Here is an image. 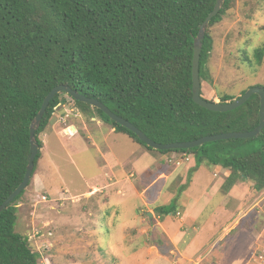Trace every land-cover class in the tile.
<instances>
[{
	"label": "trees",
	"instance_id": "16d2710c",
	"mask_svg": "<svg viewBox=\"0 0 264 264\" xmlns=\"http://www.w3.org/2000/svg\"><path fill=\"white\" fill-rule=\"evenodd\" d=\"M215 0H0V204L23 178L29 150V124L45 95L64 84L106 105L158 143L192 141L207 135L250 131L258 124L259 97L251 95L227 112L207 110L192 101L193 40ZM224 0L205 30L199 60L200 95L210 81L206 63L212 51L211 27L233 6ZM264 42L249 65L260 66ZM260 86V85H259ZM245 90L240 92V95ZM56 93L35 131L40 138L63 104L80 112L95 109L114 131L150 151L192 156L195 166H220L227 172L222 191L249 180L264 189V127L254 137L205 142L187 149L156 150L108 118L100 109ZM220 102L233 100L227 93ZM238 97V96H237ZM213 101V98L207 99ZM26 189V188H25ZM21 191L0 212V264H38L27 236L14 230ZM155 208L174 214L176 199Z\"/></svg>",
	"mask_w": 264,
	"mask_h": 264
},
{
	"label": "rangeland",
	"instance_id": "374dc122",
	"mask_svg": "<svg viewBox=\"0 0 264 264\" xmlns=\"http://www.w3.org/2000/svg\"><path fill=\"white\" fill-rule=\"evenodd\" d=\"M210 31L213 43L206 63L210 81L204 86L203 96L219 101L216 97L218 94L227 93L236 98L250 86L264 87V56L258 67H251L245 59L253 60L254 49L264 42V0H234L231 9ZM81 116L86 123L85 129L83 127L74 134L61 135V149L55 147L52 140L47 142L44 151L40 149L35 173H40L44 188L39 189L37 195L32 192L34 174L18 200L14 230L27 236L31 249L38 253V264H151L149 256L138 257L144 254L143 251L132 253L129 248L136 237L129 225L139 207V199L134 195H128L125 208L120 211L113 206V202L106 205L102 218L96 212L90 216L89 210L83 213L84 218H76L73 214L76 204H72V196L80 194L82 198V193L90 185L102 183V160L107 148H111L116 159L121 161L126 158L132 145L127 137L109 132V123L104 121L105 124L98 125L93 121L92 118L101 119L95 109L89 108ZM122 140H125V145ZM124 171L126 174V169ZM129 182L126 180V183ZM61 193L70 200H58ZM258 195L256 193L255 197ZM158 204H162V201ZM253 217L254 212H250L234 233L239 234L243 228H249L252 225L249 221ZM168 218L169 224L176 226L170 216ZM78 220H82L87 227L86 234L79 237L80 242L75 233ZM123 221L128 226L122 234L119 228ZM154 227L158 228L157 225ZM124 234L131 241L125 240L128 250L122 252L125 256L119 257L114 236L119 238ZM152 237V230L144 233L145 248L151 246ZM250 248H244L242 253ZM246 256L248 260L249 253ZM241 263L238 260L237 264ZM202 264H207V261L202 260Z\"/></svg>",
	"mask_w": 264,
	"mask_h": 264
},
{
	"label": "crops",
	"instance_id": "0c3cea01",
	"mask_svg": "<svg viewBox=\"0 0 264 264\" xmlns=\"http://www.w3.org/2000/svg\"><path fill=\"white\" fill-rule=\"evenodd\" d=\"M81 113L68 122L71 134L83 127L85 129L86 123ZM92 120L98 125L105 124L102 119ZM109 130L115 135L127 137L132 145L126 158L121 161L116 159L111 148H107L102 160V183L90 185L82 193V198L80 194L72 196L71 202L76 204L73 210L76 218H84L83 213L86 210H89L90 216L96 212L102 218L104 208L112 202L120 211L125 208L128 195L132 194L139 199V207L131 218L132 224L129 225L136 236L132 240L133 246L129 248L132 253L143 251L144 254L141 253L139 258L149 256L152 259L151 264H202V260H206L207 264H237L238 260L251 264L249 262L254 251L264 243V189L254 192L251 188L252 182L246 179L237 181L227 192H223L222 185L227 175L224 168L205 164L194 167V160L189 154L188 160H182L176 165L175 161L186 153L160 154L147 150L128 135L114 131L112 126ZM71 134L65 132L64 125L55 120L51 121L40 135L42 151L51 140L55 147L61 149V135ZM122 142L125 145V140ZM34 174L32 192L37 195L38 190L44 188V184L40 173ZM126 180L130 182L126 183ZM121 183L124 184L118 187ZM256 193L260 195L255 197ZM59 197L58 200H70L62 193ZM174 198V214L163 217L155 214L156 207L167 205ZM160 201L162 204H158ZM250 212H254V217L249 224L254 226L249 225V228H243L239 234L234 233ZM148 213H151L150 217ZM169 216L176 226L169 224ZM81 221L78 220L75 224L79 242V237L87 232V227ZM127 226L125 221L121 222L119 230L122 234ZM149 229L153 234L152 242L151 246L145 248L147 244L143 236ZM114 238L119 257L125 256L122 253L128 250L125 240L131 239H127L125 234L119 238L116 235ZM244 248L252 250L249 249L243 254ZM247 253L250 255L248 260L245 257ZM243 257L245 258L242 259Z\"/></svg>",
	"mask_w": 264,
	"mask_h": 264
},
{
	"label": "water",
	"instance_id": "95a60500",
	"mask_svg": "<svg viewBox=\"0 0 264 264\" xmlns=\"http://www.w3.org/2000/svg\"><path fill=\"white\" fill-rule=\"evenodd\" d=\"M224 0H215L212 10L206 15L203 21L198 26V32L193 40V56H192V68H191V79H192V101L203 107L207 110L214 112H227L231 111L239 106H241L251 95L256 94L259 97V110H258V124L250 131H235V132H226L219 133L215 135H207L200 137L198 139L192 141H181V142H171V143H158L147 137L139 128H137L134 124L129 122L128 120L122 118L121 116L113 113L106 105H104L99 100L87 97L76 90L70 88L68 85L59 84L54 86L43 98L41 106L30 121L29 124V150L30 153L27 158V164L25 167V172L20 183L13 189V191L4 199V201L0 204V212L6 208L7 205L21 192L23 191L30 181L31 172L33 169V160L36 156L38 150V144L35 138V131L40 125L41 118L48 106V103L55 96L56 93L64 92L71 99L89 104L92 107L100 109L105 115L108 116L109 119L114 121L115 123L125 127L132 133L136 135V137L149 146L152 149L156 150H173V149H187L195 146L202 145L205 142H211L222 139H245L251 138L259 134L264 127V87L259 85H254L248 87L243 94L234 98L231 101L220 102V101H209L204 99L200 95V77H199V60H200V52L202 47V41L204 38L205 30L208 26L210 19L217 14L220 8L223 5ZM151 213H148L150 217Z\"/></svg>",
	"mask_w": 264,
	"mask_h": 264
},
{
	"label": "built area",
	"instance_id": "2783aa9c",
	"mask_svg": "<svg viewBox=\"0 0 264 264\" xmlns=\"http://www.w3.org/2000/svg\"><path fill=\"white\" fill-rule=\"evenodd\" d=\"M71 99L68 97L67 100ZM71 101V100H69ZM79 110L72 104H63L62 110L55 114V121L59 124L64 125V130L66 133L71 134L72 130L69 126V120L72 117H75L79 114ZM188 155L183 154V156L180 157V159L175 161V164L178 165L182 160H188ZM251 264H264V243H261L259 247L254 251L251 261L249 262Z\"/></svg>",
	"mask_w": 264,
	"mask_h": 264
}]
</instances>
